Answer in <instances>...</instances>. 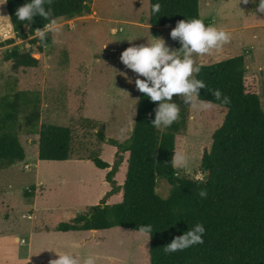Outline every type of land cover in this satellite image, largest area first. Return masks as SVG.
<instances>
[{"label":"rangeland","instance_id":"obj_1","mask_svg":"<svg viewBox=\"0 0 264 264\" xmlns=\"http://www.w3.org/2000/svg\"><path fill=\"white\" fill-rule=\"evenodd\" d=\"M199 18L209 26L231 34V42L210 55L194 56L197 65L211 64L232 56H244L245 86L259 95L264 111V14L256 12L259 0L245 5L240 0H198ZM149 0H91L89 11L72 19H57L58 33L43 52L26 40H15L0 53V96L18 91H37L40 96L39 124L69 127L73 156L62 162L38 159L37 135L26 127L19 130L25 159L0 170V264H49L57 254L68 253L79 259L88 257L95 264H150L148 236L112 228L92 232H58L59 223L69 222L104 199L106 204L121 201V191L106 196L112 186L90 160H79L91 153L113 166L122 157L113 180L121 186L126 173L127 153L121 154L96 137L99 129L109 139L123 142L132 133L139 91L137 74L120 60L132 46H147L162 38L171 50L181 44L171 39L172 27L153 35L148 25ZM13 45L38 60L37 68H15L3 61ZM127 77V78H126ZM131 81V82H129ZM180 110H186V128L175 136L178 149L187 148L186 168L178 176L196 179L203 173L201 157L209 151L213 132L221 125L225 110L219 106L197 111L174 96ZM97 123L92 129L87 121ZM122 129L124 130L122 132ZM163 129V126L159 128ZM28 165V169L25 168ZM33 188V190H32ZM170 185L160 179L156 193L166 198Z\"/></svg>","mask_w":264,"mask_h":264},{"label":"trees","instance_id":"obj_2","mask_svg":"<svg viewBox=\"0 0 264 264\" xmlns=\"http://www.w3.org/2000/svg\"><path fill=\"white\" fill-rule=\"evenodd\" d=\"M31 0H6V8L15 40H26L48 23L35 16L33 21L21 22L15 13ZM91 0H52L53 18L72 19L89 11ZM161 5L158 13L152 6ZM199 18L198 0H149L148 25L153 35L159 36L161 27L175 28L178 21ZM209 26V22H204ZM50 39L46 36V44ZM37 53L43 52L38 37L28 40ZM3 61L12 62L15 68H37L38 60L30 53L13 45L3 55ZM195 79L206 87L199 98L212 101L225 110L221 125L212 134L209 151L201 157L205 182L180 177L171 165L175 136L186 128V110L179 119L162 130L152 125L158 102L153 103L139 92L132 133L123 142L107 138L102 131L96 137L108 143L121 154L127 153L126 173L121 186L113 175L121 163L117 158L113 166L103 161L98 153L79 160H90L100 170L110 168L105 180L112 186L106 196L119 190L122 199L106 204L102 199L86 212L77 214L69 222L59 223L58 232L108 230L123 228L138 232L140 226H151L148 237L150 264H264V111L259 95L245 86L244 56H234L211 64H199ZM219 90L230 98L222 104L211 94ZM40 96L37 91H18L0 96V170L25 159V150L19 140V130L26 127L29 134L37 135L38 159L62 162L73 156L72 131L69 127L39 124ZM92 129L97 123L87 121ZM170 185L166 198L156 193L158 181ZM33 190V188H32ZM207 191L201 198L199 192ZM102 206V208H101ZM202 224L203 243L183 251L166 254L164 247L176 237Z\"/></svg>","mask_w":264,"mask_h":264},{"label":"clouds","instance_id":"obj_3","mask_svg":"<svg viewBox=\"0 0 264 264\" xmlns=\"http://www.w3.org/2000/svg\"><path fill=\"white\" fill-rule=\"evenodd\" d=\"M249 2L250 0H240V3L245 5ZM46 4L51 5L52 0H31L30 3L19 7L15 13L21 22L25 20L32 22L35 16L48 21L42 30L36 29L34 32L35 37H38L40 43L45 47H47V34L49 32L58 33L61 30V26L53 18L51 8L45 7ZM160 9L159 3L152 6L153 13H158ZM256 12L264 14V0H259ZM0 19L8 18L0 17ZM170 36L172 40L181 44L179 50H171L162 38H155L154 42L148 43L147 46L128 47L120 56L121 62L127 69L137 74L138 77L144 78L135 80L137 90L145 94L151 102H158L155 119L152 122L156 128L170 127L179 119L180 108L177 103L172 102L174 96L182 97L184 104L197 111H208L216 106L212 101L199 98L200 90L204 89L206 85L195 79V74L200 72V66L197 65L193 57L210 55L213 51L220 50L231 42L229 32L214 26H205L200 19L178 21ZM211 94L215 100L221 101L222 93L219 90H215ZM221 102L227 105L231 101L229 97L223 96ZM189 161L190 156L185 146L173 153L171 165L174 168L183 169L188 166ZM195 178L201 183L205 182L204 173L197 174ZM199 196L206 198L207 191L201 190ZM136 231L142 236H148L150 240L152 233L150 225L140 226ZM204 233V226L198 223L192 230L174 238L170 244L163 248L164 252L170 254L202 244ZM57 255L58 259L51 260L49 264H80L79 259L71 254ZM83 264H95V260L88 257Z\"/></svg>","mask_w":264,"mask_h":264},{"label":"crops","instance_id":"obj_4","mask_svg":"<svg viewBox=\"0 0 264 264\" xmlns=\"http://www.w3.org/2000/svg\"><path fill=\"white\" fill-rule=\"evenodd\" d=\"M0 17L8 18V19H0V53H1L2 50H5L6 48H8V46L11 45V44H5V42L8 40L15 39V34H14V31H13V28H12V25L10 23L9 16L7 13L5 0H0ZM162 28L163 27L159 28V30ZM260 47H263V52H264V43ZM244 61H245V58H244ZM246 77L247 76L245 75V82H246ZM120 193H121V199H122V192ZM97 231H102V230H89V232H92L93 235H97L96 233ZM71 232H79V231H71ZM81 232H87V231H81Z\"/></svg>","mask_w":264,"mask_h":264},{"label":"built area","instance_id":"obj_5","mask_svg":"<svg viewBox=\"0 0 264 264\" xmlns=\"http://www.w3.org/2000/svg\"><path fill=\"white\" fill-rule=\"evenodd\" d=\"M25 168L28 169V165H25Z\"/></svg>","mask_w":264,"mask_h":264},{"label":"water","instance_id":"obj_6","mask_svg":"<svg viewBox=\"0 0 264 264\" xmlns=\"http://www.w3.org/2000/svg\"><path fill=\"white\" fill-rule=\"evenodd\" d=\"M101 208H102V206H101Z\"/></svg>","mask_w":264,"mask_h":264}]
</instances>
